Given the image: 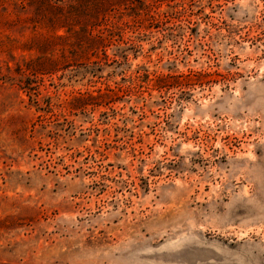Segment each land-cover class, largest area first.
<instances>
[{
	"label": "rangeland",
	"instance_id": "rangeland-1",
	"mask_svg": "<svg viewBox=\"0 0 264 264\" xmlns=\"http://www.w3.org/2000/svg\"><path fill=\"white\" fill-rule=\"evenodd\" d=\"M0 264H264V0H0Z\"/></svg>",
	"mask_w": 264,
	"mask_h": 264
},
{
	"label": "trees",
	"instance_id": "trees-1",
	"mask_svg": "<svg viewBox=\"0 0 264 264\" xmlns=\"http://www.w3.org/2000/svg\"><path fill=\"white\" fill-rule=\"evenodd\" d=\"M25 70L29 73L30 70H32V69L29 66H26ZM79 98H81V97H79Z\"/></svg>",
	"mask_w": 264,
	"mask_h": 264
}]
</instances>
